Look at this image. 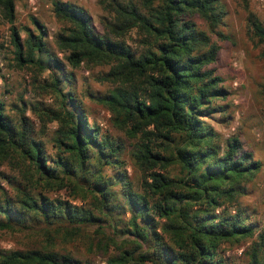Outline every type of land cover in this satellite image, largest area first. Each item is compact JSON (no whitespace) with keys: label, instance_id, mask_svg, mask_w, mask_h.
I'll use <instances>...</instances> for the list:
<instances>
[{"label":"trees","instance_id":"obj_1","mask_svg":"<svg viewBox=\"0 0 264 264\" xmlns=\"http://www.w3.org/2000/svg\"><path fill=\"white\" fill-rule=\"evenodd\" d=\"M144 5L147 13L133 2L114 1L111 7L115 22L101 33L92 26L84 8L67 1H53L55 16L68 23L56 34L57 45L68 52L67 61L73 67L81 62L109 65L103 78L113 88L98 100L108 106L116 127L131 137H140L131 155L142 172L144 191H133L129 183H124L123 190L132 210L128 222L135 240L128 244L132 243L133 248L118 247L107 258V264H145L152 258L167 264H224L218 255L219 247L252 236L255 230L242 212L231 214L225 208L215 211L236 200L237 184L251 179L261 162L243 150L237 137L228 140L225 151L220 153L215 132L201 119L212 100L223 95L224 90L219 87L222 78L211 66L220 46L198 28L194 17L199 16L210 29H215L221 23L218 0H144ZM0 9L4 19L13 23L14 0H0ZM32 21L37 32L29 33L23 41L17 28L10 27L14 61L19 67L43 69L36 53L49 51L46 29L38 19ZM248 22L254 35L264 42L262 23L253 14ZM134 26L148 38L149 45L140 52L132 50L121 38L126 29ZM219 37L227 38L221 32ZM50 59L54 65L46 87L58 94L61 105L43 111L45 117L57 121L53 140L59 152L66 155H58L54 165L48 164L29 118L21 112L17 124L13 123L0 100V163L17 157L30 162L34 171L27 179L30 186L18 188L16 199L5 195L0 201V230L9 229L13 221L95 223L99 218L92 209L59 198L50 199L32 188L37 183L61 188L65 178L75 175L90 185L93 194L98 193L93 196L98 211L110 212L108 205L113 207L109 181L100 176L97 167L118 163L120 146L101 136L96 125L88 123L73 91L61 89V81L71 82L65 73L56 77L62 62L52 54ZM175 133L184 135L179 145H171ZM164 143L165 150L171 145L168 154L160 149ZM172 163L183 169L182 177L163 173L162 169ZM69 184L82 194L89 191L73 182ZM154 215L166 221L160 227L168 235V243L157 232L159 224L154 222ZM150 241L153 245L142 251V245ZM260 249H264V223L258 245L249 253V264H264V250L259 254ZM0 264L91 263L69 257L60 260L51 252L10 250L0 251Z\"/></svg>","mask_w":264,"mask_h":264},{"label":"rangeland","instance_id":"obj_2","mask_svg":"<svg viewBox=\"0 0 264 264\" xmlns=\"http://www.w3.org/2000/svg\"><path fill=\"white\" fill-rule=\"evenodd\" d=\"M54 0H14L15 20L9 23L0 9V100L4 103L5 114L17 124L21 112L29 118L34 127V137L42 143L47 162L54 165L58 155L63 154L54 143L57 121L45 117L43 111L59 108L61 98L46 87L51 81V69L54 62L50 55L56 56L62 66L56 70V77L67 74L71 82L61 81V89L73 91V97L82 109L90 125L99 128L101 136L107 137L120 146L114 162L97 167L100 176L109 181L112 196L111 211H98L90 185L81 177L65 178V185L46 187L44 183L33 184L34 192L44 196L69 201L80 207L90 208L99 220L95 223L71 224L67 221L48 223L47 221H13L9 229L0 230V251L38 250L56 254L60 260L69 257L81 263L107 264V258L118 251V247L130 249L135 240L129 218V209L124 196V183H129L133 191L142 193V172L132 157V151L139 142V135L129 136L116 127L108 106L98 99L106 95L113 85L103 76L109 71V65L81 62L73 67L66 59L65 52L56 43V34L65 29L68 23L57 18L53 11ZM73 3L86 10L91 17V24L98 32H105L115 22V11L111 7L114 1L135 3L142 12L147 13L144 0H62ZM221 23L215 29L195 15L194 20L200 30H204L211 42L220 46L216 60L211 64L215 73L222 78L219 87L224 94L212 100L209 109L201 119L215 132V141L219 152L226 149L228 140L237 137L243 150L250 152L254 160L261 162L260 169L249 179L237 184L239 192L236 200L223 204L215 212L227 210L244 213L246 221L254 228V234L237 243H223L218 255L224 264H249V253L258 245V234L264 223V42H260L249 25V15L253 14L264 26V0H218ZM38 19L46 29L45 44L48 52H37L43 69L32 66L19 67L14 61V47L10 38V27L15 26L23 41L29 33L37 30L32 19ZM219 32L227 38L221 39ZM121 38L137 52L149 45L145 33L137 26L126 29ZM69 106V104H67ZM43 116V120L41 117ZM184 135L175 133L171 145L183 142ZM171 145L165 150V143L160 149L168 154ZM114 160V158H113ZM163 173L171 177H182L183 169L178 163H172ZM33 165L20 158L1 161L0 163V201L5 195L16 199L18 188L30 186L28 176ZM60 174V173H59ZM62 176V175H61ZM81 185L88 193L82 194L69 183ZM155 201V199H154ZM150 202H153L150 201ZM117 204V205H115ZM138 222H141L138 219ZM154 222L159 224L157 232L168 243V235L160 227L164 219L154 215ZM99 226V227H98ZM129 230V231H128ZM102 232V233H101ZM115 242V243H114ZM117 244V245H114ZM153 243L142 245L141 250H149ZM264 249L259 250L262 254ZM145 264H167L161 259H149Z\"/></svg>","mask_w":264,"mask_h":264}]
</instances>
